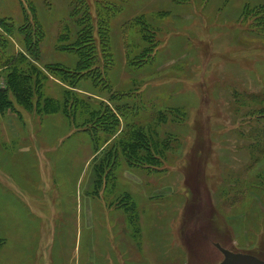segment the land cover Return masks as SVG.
I'll use <instances>...</instances> for the list:
<instances>
[{"label":"rangeland","instance_id":"obj_1","mask_svg":"<svg viewBox=\"0 0 264 264\" xmlns=\"http://www.w3.org/2000/svg\"><path fill=\"white\" fill-rule=\"evenodd\" d=\"M214 243L264 260V0H0V264Z\"/></svg>","mask_w":264,"mask_h":264},{"label":"trees","instance_id":"obj_2","mask_svg":"<svg viewBox=\"0 0 264 264\" xmlns=\"http://www.w3.org/2000/svg\"><path fill=\"white\" fill-rule=\"evenodd\" d=\"M79 8H80L82 15L88 13V11H85V3H82L80 5V7L76 8V10ZM89 32L90 31L87 27L86 28H85V26L83 28L81 27L78 34H77V37L73 41L74 43L69 42L67 44V47H66L67 49L74 50V51L76 50V52L80 53L79 57L81 60L79 59L76 67H82L84 65V61H86V63H88L90 61H93V59H94V55L88 56V54H86L87 57L81 56V52H83L85 54V52L88 51L89 47L93 43V42L91 43L92 39H88V38H91ZM29 43H30V41H29ZM83 57H86V59L85 60L82 59ZM87 68H88V66L86 67V69ZM88 75H89V72L88 73L87 72L80 73L79 71H75V70H67V73H65L61 77V79L64 80L65 82H67L69 85L75 87V85L78 84L81 79L88 77ZM10 84H11V81H10Z\"/></svg>","mask_w":264,"mask_h":264},{"label":"water","instance_id":"obj_3","mask_svg":"<svg viewBox=\"0 0 264 264\" xmlns=\"http://www.w3.org/2000/svg\"><path fill=\"white\" fill-rule=\"evenodd\" d=\"M223 258L217 264H264V260L250 253L235 252L215 243Z\"/></svg>","mask_w":264,"mask_h":264},{"label":"crops","instance_id":"obj_4","mask_svg":"<svg viewBox=\"0 0 264 264\" xmlns=\"http://www.w3.org/2000/svg\"><path fill=\"white\" fill-rule=\"evenodd\" d=\"M15 245L19 244L18 243V240L14 238V243ZM215 245V243H214ZM15 246H13V248L11 247V252L8 254V252H6L4 255L5 257V262L3 264H8V261L6 259L7 257V254L11 256V259H12V264H22V261H21V258L20 256L15 252L14 250Z\"/></svg>","mask_w":264,"mask_h":264}]
</instances>
